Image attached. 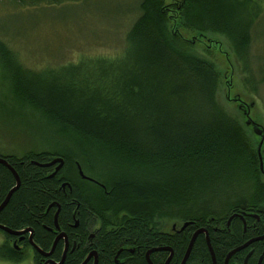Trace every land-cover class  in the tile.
<instances>
[{"label":"trees","instance_id":"obj_1","mask_svg":"<svg viewBox=\"0 0 264 264\" xmlns=\"http://www.w3.org/2000/svg\"><path fill=\"white\" fill-rule=\"evenodd\" d=\"M16 1L54 5L68 0ZM136 11L119 55L85 57L36 78L13 72L12 96L33 114L37 135H43L36 140L40 147L4 156L19 184L0 210V223L15 230L31 227L32 241L49 249L58 210L56 222L68 240L63 264H79L91 250L96 264H148L145 252L155 246L170 247L168 264H179L192 232L205 227L216 263L223 264L228 251L264 233V211L256 226L243 231L239 219L227 227L228 215H210L199 204L243 185L249 189L247 203L233 205L231 212L256 209L264 201V182L250 136L218 101V71L179 27L226 37L245 90L263 98L264 48L251 52L253 39L264 37L256 28L260 5L254 0H138ZM59 156L63 164L53 175L52 165L35 163ZM77 162L91 179L78 174ZM14 184L13 174L0 163V202ZM160 218L190 223L167 231L157 223ZM91 230L94 237L88 241ZM62 247L61 238L54 257ZM251 247L259 255L264 238ZM245 249L227 264H243ZM168 255L159 250L149 257L163 264ZM23 256L6 241L0 244V259L19 262ZM185 264H212L203 233Z\"/></svg>","mask_w":264,"mask_h":264},{"label":"rangeland","instance_id":"obj_2","mask_svg":"<svg viewBox=\"0 0 264 264\" xmlns=\"http://www.w3.org/2000/svg\"><path fill=\"white\" fill-rule=\"evenodd\" d=\"M138 0H68L60 4L38 2L21 4L16 0H0V155L22 156L40 147L36 140L43 134L33 121V114L11 93L13 72H22L28 78L36 73H48L76 63L85 57L119 55L125 46V34L135 18ZM167 1V0H165ZM261 13L256 28L264 35V0H254ZM185 39L201 56L210 60L218 71V101L228 114L235 117L250 136L260 158V178L264 182V94L263 98L248 93L242 84L241 66L233 46L223 35L209 31H191L179 27ZM264 37H255L251 52L263 51ZM247 186L224 189L204 199L200 206L210 215H229L233 205H245ZM264 211V201L258 203ZM182 221L160 218L157 223L164 230L177 229ZM0 232V240L2 238ZM0 264H36L31 249L27 248L23 260L12 262L0 259Z\"/></svg>","mask_w":264,"mask_h":264},{"label":"water","instance_id":"obj_3","mask_svg":"<svg viewBox=\"0 0 264 264\" xmlns=\"http://www.w3.org/2000/svg\"><path fill=\"white\" fill-rule=\"evenodd\" d=\"M0 163L4 164V165H5V166L11 171V173L13 174L14 179H15V184H14V186H12V187L8 190V192L6 193L4 199L0 202V210H1V209L5 206V204L7 203V201H8V199H9L11 193H12V192L16 189V187L18 186V184H19V177H18L16 171L14 170V168H13V167L7 162V160H6V158H5L4 156H1V155H0ZM35 163L38 164V165H40V166H51V165H55L53 171L50 173V175H53V174H54V173H55V172H56V171L62 166V164H63V159L59 156V157H53V158H51L50 160H48V161H46V162H41V163H39V162H36V161H35ZM76 167H77L78 174H79L82 178H90V177H88L87 175H85V174L83 173V171H82L80 165L78 164V162L76 163ZM260 168L262 169L261 158H260ZM90 179H91V178H90ZM66 183H67V182H66ZM67 184H68V183H67ZM62 185H63V184H62ZM57 211H58V210H57ZM57 211L54 213V225H55L56 228H58V225H57V222H56ZM235 216H237V217H241V218H242V215H241L240 213H236V212H235V213H233V214H231V215L228 216L227 221H226V224L229 225L231 219H232L233 217H235ZM189 223H190L189 221L182 222V224L179 226V229H178V230H182V229H184ZM174 228H175V224L172 225V229H174ZM0 229L3 230V231H6V232H8V233H11V234H20V233H23V232L31 231L30 228H24V229H21V230L10 229L9 227H7V226H5V225H3V224H1V223H0ZM200 233H203V234L205 235V240H206L207 248H208V251H209V253H210V257H211V263H212V264H217V263H216V260H215V256H214V251H213L212 246H211L210 241H209L208 230H207L205 227H199V228H196V229L192 232L191 237H190L189 242H188V245H187V248H186V250H185V253H184V255H183L181 261L179 262V264H185V263H186L187 258H188V255H189V252H190V249H191V247H192V245H193V242H194L196 236H197L198 234H200ZM64 235H65L64 233L60 232V233H58V234L55 236V238H54V240H53V242H52V244H51V247H50V249L48 250V252L42 251V249H40V247H38V246L32 241V239H31V235H30L29 238H30V243L32 244V246H33V247H34L39 253L44 254V255H47V254L49 255V254L52 252V250H53V248H54V246H55L57 240H58L60 237L64 236ZM263 238H264V233H263L262 235H259V236H256V237H253V238H250V239L246 240L242 245L237 246V247L231 249V250L228 251V253L226 254L223 264H227L229 257H230L233 253H235L236 251H238V250H240V249H242V248H244V247H247L250 243H252V242L255 241V240H260V239H263ZM65 240H66V238H65ZM66 247H67V242L65 241L64 252H63L62 257H61V259H60L59 261L48 260V263L45 262L44 264H63V259H64V254H65V249H66ZM159 250H168V251H169V255L167 256V258L165 259V261H164L163 264H168V263H169V261H170V259H171V256H172V250L170 249V247H167V246H155V247H152V248L148 249V250L145 252V258H146L148 264H154V263L150 260V257H149L150 253H151V252H154V251H159ZM250 253H251V251H249V252L245 255V257H244V259H243V264H247V259H248L249 255H250ZM91 255H94V259H93L92 264H96V262H97V256L94 254V251L89 252L79 264H85V263L87 262V260L91 257ZM260 259H261V257H260ZM260 259H259V261H260ZM258 264H260V263H258Z\"/></svg>","mask_w":264,"mask_h":264},{"label":"flooded vegetation","instance_id":"obj_4","mask_svg":"<svg viewBox=\"0 0 264 264\" xmlns=\"http://www.w3.org/2000/svg\"><path fill=\"white\" fill-rule=\"evenodd\" d=\"M54 166L55 165H52L51 166V171H53V169H54ZM236 213H240L241 215H242V218L241 217H237V216H235V217H233L232 219H234V218H237V219H239L240 221H241V223H242V229H243V231H245V229L247 228V227H253V226H256V224H258L261 220H262V216H263V211L262 210H260V209H258V208H256V209H253L252 207H247V206H245V207H240V208H238V211H235ZM234 211L233 212H231L229 215H231V214H233V213H235ZM228 215V216H229ZM228 218V217H227ZM231 219V220H232ZM227 221V220H226ZM230 224V223H229ZM74 226H76V225H74ZM226 226L227 227H229V225H227L226 224ZM24 228H30V230L31 231H27V232H23V233H20V234H11V233H8V232H6V231H3V230H1L0 229V232L2 233V238H1V240H0V244H2L3 242H7L10 246H12L13 248H14V250L16 251V252H18V253H21L22 255H24L25 254V252H26V249L27 248H29V249H31V251H32V254H33V259H34V262L36 263V264H44L45 262H47L48 263V260H53V261H59L60 259H61V257H62V254H63V252H64V248H65V241L67 242V247H66V249H65V254H64V256L66 255V251H67V248H68V240H67V237H66V235H64V236H62V237H60L59 239H61L62 238V241H63V247H62V251H61V255H60V257H54L53 256V251H54V248H55V246H54V248H53V250H52V252L48 255H44V254H41V253H39L33 246H32V244L30 243V235H31V239H32V234H33V230H32V228L31 227H24ZM24 228H21V229H24ZM21 229H16V230H21ZM47 230H48V227L46 228ZM213 229H216V227H214ZM54 233H55V236L58 234V233H60V232H62L59 228H56V230H52ZM63 233V232H62ZM65 234V233H64ZM94 237V232H92V230L90 231V233H89V235H88V237H87V240L89 241V240H91L92 238ZM55 238V237H54ZM65 238H66V240H65ZM58 239V240H59ZM249 239V238H248ZM54 240V239H53ZM57 240V241H58ZM255 241H258V240H255ZM255 241H253V242H255ZM53 242V241H52ZM252 242V243H253ZM252 243H250L247 247H246V249L245 250H247L246 251V253L248 252V251H251V253H250V255H249V257H248V259H250V264H258V263H260V264H264V258H263V253H264V248H263V250L261 251V253L259 254V255H253V248L251 247V244ZM38 246V245H37ZM74 246H75V243L74 242H72L71 243V248H70V250H72L73 248H74ZM39 247V246H38ZM51 247V246H50ZM41 249V248H40ZM50 249V248H49ZM48 247L46 248V249H42V251H45V252H48ZM94 251V250H93ZM90 252H92V250L90 251ZM89 252H87L86 253V255L88 254ZM94 254L97 256V254H96V252L94 251ZM85 255V256H86ZM84 256V257H85ZM260 257H261V259H260ZM93 259H94V255H91V257L87 260L88 262L86 263V264H92V262H93ZM244 259V258H243ZM248 259H247V261H248ZM259 259H260V261H259Z\"/></svg>","mask_w":264,"mask_h":264},{"label":"bare ground","instance_id":"obj_5","mask_svg":"<svg viewBox=\"0 0 264 264\" xmlns=\"http://www.w3.org/2000/svg\"><path fill=\"white\" fill-rule=\"evenodd\" d=\"M89 179V178H88Z\"/></svg>","mask_w":264,"mask_h":264}]
</instances>
